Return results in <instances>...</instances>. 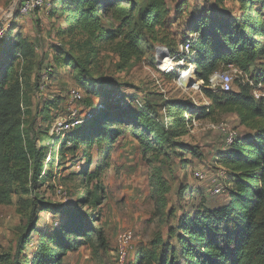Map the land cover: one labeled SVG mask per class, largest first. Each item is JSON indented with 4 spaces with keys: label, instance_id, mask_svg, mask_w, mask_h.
Masks as SVG:
<instances>
[{
    "label": "rangeland",
    "instance_id": "374dc122",
    "mask_svg": "<svg viewBox=\"0 0 264 264\" xmlns=\"http://www.w3.org/2000/svg\"><path fill=\"white\" fill-rule=\"evenodd\" d=\"M107 1L110 0H104ZM116 1L122 4L121 8H127L121 16L130 19L129 26L122 30L132 31L139 42L138 58L127 63L117 55L116 44L120 39L91 40L77 24L67 22V13L63 9L65 0H49L45 8L28 18L14 13L15 0H0V29L4 40L21 38L35 46V67L27 90L29 95L34 94L31 109L35 122L33 130L37 134L36 147L41 146L46 155H54L51 167L43 168V171H50L51 178H39L31 185V195L43 204L37 207L35 232L22 250L20 263L31 260L35 244L42 234L48 236L59 228L64 207L76 206L93 192L96 181H87L85 175L96 168H100L99 182L103 188L96 226L104 232L107 247L101 250L92 244L81 246L69 252L63 264H115L118 237L127 231L133 240L125 264H136L139 256H147L151 250L159 256L161 246L168 245V252L175 246L169 231L175 229L182 216L192 215L198 209L213 210L228 200L227 175H223V167L216 162L226 144L210 125L224 123L239 138L250 133L233 115L195 120L188 124L184 135L170 141L172 146H194L200 154L199 159L179 149L175 153L166 149L157 155L143 154V147L132 134L136 127L131 120L116 128L119 136L108 146L75 147L71 135L76 128L62 133L59 139L50 137L49 129L56 116L69 119L70 108L75 110V118L80 124H87L95 120V111L112 93L133 100L136 106L137 102L141 106L144 104L162 123L166 122L164 107L170 102L175 106L183 101L196 107L208 104L196 85L195 75L186 88H181L174 77L158 73L157 52L170 54L176 51L195 23L204 18L220 20L228 14L236 18L240 14V0H166L165 23L151 31L139 24L140 14H143L149 0ZM102 6L100 3L101 9ZM114 13L120 14L115 8H111L108 14L103 9L100 13L103 26L112 31L120 28V20L111 19ZM263 64L264 60L250 65L248 75L236 77L231 89L236 92L239 86H245L250 94L257 90L259 100L264 102V84L253 85L262 72ZM222 71L227 70H217ZM72 90L80 93L79 103H68L67 94ZM44 106L49 108L48 111L43 109ZM154 171L159 172L168 187L163 208L156 207L152 197ZM194 172H200L206 178L199 181L194 178ZM212 180H216L215 183ZM214 188L219 191L213 192ZM47 205L48 209L41 211ZM23 206L19 195H12L10 204L0 205V255L14 256L18 228L26 223ZM82 211L90 212L86 207ZM158 241L160 245L153 248L152 244Z\"/></svg>",
    "mask_w": 264,
    "mask_h": 264
},
{
    "label": "trees",
    "instance_id": "16d2710c",
    "mask_svg": "<svg viewBox=\"0 0 264 264\" xmlns=\"http://www.w3.org/2000/svg\"><path fill=\"white\" fill-rule=\"evenodd\" d=\"M165 2L149 0L140 14L139 24L143 29L151 31L164 25ZM100 3L105 14L111 8L120 13L111 17L120 20L119 29L112 31L103 26ZM121 5L116 0H65L63 9L67 13V22L77 24L91 40L120 39L116 44L117 55L127 63L138 58L140 51L138 37L132 31L122 30L129 26L130 19L121 16L127 11ZM239 5L240 14L236 18L229 14L220 20L204 18L196 22L186 36L198 34L192 47V64L196 85L209 101L207 106L196 107L187 101L175 106L170 102L164 107L166 122L162 123L144 104L137 107L133 100L112 93L95 111L94 121L73 129L71 142L75 147L108 146L119 136L116 128L131 120L137 128L132 129V134L143 147V154L157 155L166 149L175 153L179 149L197 159L200 154L194 146H172L170 142L184 135L192 120L233 115L240 126L250 132L242 138L237 136L216 160L227 171V202L213 210L198 209L192 215L182 216L175 229L169 231L175 246L169 252L168 245L161 246L159 256L151 250L147 256H139L136 264H264V102L255 100L245 86L226 93L211 92L208 86L209 76L217 70L234 66L247 76L250 65L264 60V0H240ZM0 43V205L10 204L12 195H19L26 213V223L18 228L14 256L0 255V264H63L67 254L81 246L92 244L106 249L104 232L96 226L103 190L99 182L100 168H96L85 175L87 181H96L93 192L76 206L64 207L59 228L48 236L42 234L31 260L20 263L22 250L35 232L37 207L43 204L31 195V185L39 178H51L50 171H43V168L51 167L54 155H46L41 146L36 147L37 134L33 130L34 94L29 95L27 90L35 67V46L21 38L6 41L1 37ZM263 70L264 64L256 84H264ZM165 76L175 78L174 74ZM40 90L38 84L39 94ZM43 109L48 111L49 108L44 106ZM151 181L156 207L163 208L167 183L158 171H154ZM27 196L31 198H22ZM85 207L89 213L82 211ZM159 245L160 241L152 247Z\"/></svg>",
    "mask_w": 264,
    "mask_h": 264
},
{
    "label": "built area",
    "instance_id": "2783aa9c",
    "mask_svg": "<svg viewBox=\"0 0 264 264\" xmlns=\"http://www.w3.org/2000/svg\"><path fill=\"white\" fill-rule=\"evenodd\" d=\"M49 4V0H15L14 3V13L21 18H28L34 15L36 12L45 8ZM3 30L0 29V38ZM198 39L197 33L190 34L181 44L177 47L176 51L172 52V54H167L164 51H158V59L156 60V69L158 73L167 75L174 74L175 81L181 88H186L187 83L194 79V66L192 64V60L194 57V53L192 51V47L194 43ZM160 57V59H159ZM184 70L191 71L189 75L184 76ZM227 71L215 72L211 74L208 78V86L211 92H230L232 89V85L236 77H242V73L234 66H228ZM47 75V73H45ZM191 79V80H190ZM184 80L186 82H184ZM251 85V82H249ZM253 85H261V83H255ZM253 87V86H251ZM256 87V86H254ZM68 103L76 104L81 100V95L78 91H70L68 94ZM251 96L255 100H259L260 95L257 90H253ZM208 100V99H207ZM209 104V101H208ZM206 104V106L208 105ZM137 106L141 107V105L137 102ZM196 106V105H194ZM198 107V106H197ZM188 117V116H186ZM195 120H192L191 124L194 123ZM81 122L75 118V110H71L69 108V119H66L65 116L58 115L55 117L52 125L49 129V135L59 137L62 133H66L71 131L75 126L79 125ZM213 130L220 133V135L224 138L226 146H229L233 143L237 134L232 129L228 128V126L224 123H213L210 125ZM49 160V157L46 159ZM223 175L227 172L224 168ZM193 176L195 179L201 181L206 178V176L200 172H194ZM216 180H212V183H215ZM211 183V185H212ZM214 187H217L215 185ZM214 191H219L214 188ZM133 237L130 232H124L118 237L117 246H116V257L115 264H125L128 257V250L131 246Z\"/></svg>",
    "mask_w": 264,
    "mask_h": 264
},
{
    "label": "bare ground",
    "instance_id": "6f19581e",
    "mask_svg": "<svg viewBox=\"0 0 264 264\" xmlns=\"http://www.w3.org/2000/svg\"><path fill=\"white\" fill-rule=\"evenodd\" d=\"M191 73V71H186V70H184V76H186V75H189ZM191 80V79H190ZM184 82H186L185 80H184Z\"/></svg>",
    "mask_w": 264,
    "mask_h": 264
}]
</instances>
